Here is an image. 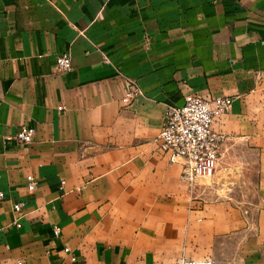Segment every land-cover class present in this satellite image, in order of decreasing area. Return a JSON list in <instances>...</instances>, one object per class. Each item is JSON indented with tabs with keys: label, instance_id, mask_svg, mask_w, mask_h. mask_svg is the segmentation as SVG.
<instances>
[{
	"label": "crops",
	"instance_id": "0c3cea01",
	"mask_svg": "<svg viewBox=\"0 0 264 264\" xmlns=\"http://www.w3.org/2000/svg\"><path fill=\"white\" fill-rule=\"evenodd\" d=\"M189 93L233 98L208 186L156 143ZM0 191V264H264V0H0Z\"/></svg>",
	"mask_w": 264,
	"mask_h": 264
},
{
	"label": "built area",
	"instance_id": "2783aa9c",
	"mask_svg": "<svg viewBox=\"0 0 264 264\" xmlns=\"http://www.w3.org/2000/svg\"><path fill=\"white\" fill-rule=\"evenodd\" d=\"M56 65L62 70L71 69V57L68 52H63L56 57ZM127 89L122 98L123 102H129L142 94L139 84L126 78ZM233 98L229 96H214L204 98L197 93H189L184 96L180 105H170L163 116V123L156 137L159 153L171 162L181 163L180 180L187 185H193L199 179L212 178L219 166L220 150L224 136L214 130L215 118L227 113L232 105ZM58 109H62L61 106ZM35 129L22 125L13 134V138L21 143L31 142ZM26 188L34 191L38 182L31 174L25 177ZM4 193L0 191V199ZM24 203H13V210L20 213ZM17 227L20 223L15 222ZM60 227L54 226V234L57 236ZM65 251H68L66 248ZM73 258V257H72ZM12 264H22L14 261ZM179 264H212L209 259L183 260Z\"/></svg>",
	"mask_w": 264,
	"mask_h": 264
},
{
	"label": "rangeland",
	"instance_id": "374dc122",
	"mask_svg": "<svg viewBox=\"0 0 264 264\" xmlns=\"http://www.w3.org/2000/svg\"><path fill=\"white\" fill-rule=\"evenodd\" d=\"M215 179L207 178V179H199L198 182L201 186H208L209 184L213 183Z\"/></svg>",
	"mask_w": 264,
	"mask_h": 264
}]
</instances>
